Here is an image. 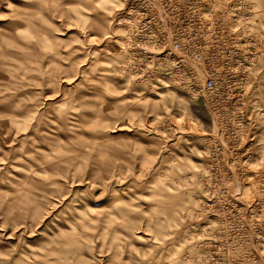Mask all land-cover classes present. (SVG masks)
I'll list each match as a JSON object with an SVG mask.
<instances>
[{
  "label": "rangeland",
  "instance_id": "rangeland-1",
  "mask_svg": "<svg viewBox=\"0 0 264 264\" xmlns=\"http://www.w3.org/2000/svg\"><path fill=\"white\" fill-rule=\"evenodd\" d=\"M129 1L0 0V64L10 62L0 77V264H264V0L237 21L253 61L237 105L243 134L222 136L253 156L219 167H209L204 140L220 118L156 64L142 71L134 25L122 48ZM100 17L98 33L89 21ZM12 37L27 58L9 54ZM53 55L63 67L54 86L33 70ZM12 102L35 109L8 125Z\"/></svg>",
  "mask_w": 264,
  "mask_h": 264
},
{
  "label": "built area",
  "instance_id": "built-area-1",
  "mask_svg": "<svg viewBox=\"0 0 264 264\" xmlns=\"http://www.w3.org/2000/svg\"><path fill=\"white\" fill-rule=\"evenodd\" d=\"M246 5L245 0H130L124 15L127 23L136 28L137 60L142 71H154L156 64L159 73L174 76L221 119L216 133L204 140L209 167L235 166L240 162L245 165L253 156L251 152L242 153L237 140L229 143L222 139L243 134V127L236 123L237 105L247 92L244 78L253 54L249 37L246 36L247 47L240 46L244 33L237 31V21L250 13L251 7ZM169 7L174 12H165L171 16L166 21L163 12ZM204 172L208 173L209 182L213 173L207 168ZM238 227L245 229V222Z\"/></svg>",
  "mask_w": 264,
  "mask_h": 264
},
{
  "label": "bare ground",
  "instance_id": "bare-ground-1",
  "mask_svg": "<svg viewBox=\"0 0 264 264\" xmlns=\"http://www.w3.org/2000/svg\"><path fill=\"white\" fill-rule=\"evenodd\" d=\"M251 2H252V9H251V11H252V13H253V15L252 16H254V2L251 0ZM116 5H118V4H116ZM237 9H241V7H238ZM106 18V17H105ZM105 18H103V17H100V18H97V19H93V20H91V21H89V24H90V26H91V28H92V30H94L95 32H103L104 31V29H105V25H106V20H105ZM119 22H121V23H124V25H125V29H124V31H125V41H124V39H123V41H122V48L124 49L125 48V45H126V51H127V43H126V39H127V37H128V29H127V27H128V25H126L127 24V20L125 19V17H121L120 19H119ZM30 23V22H29ZM34 23V22H33ZM253 23H254V17H251V18H249V20H248V22H247V29L249 30V31H251L252 30V28H253ZM36 24V23H35ZM16 25H18V24H16ZM30 27V26H29ZM28 27V28H29ZM32 27V26H31ZM22 28V27H21ZM21 28H19V29H21ZM40 29V28H39ZM26 30H30V29H26ZM36 31V30H35ZM41 31H43V30H41ZM22 32H24V29H23V31ZM30 32V31H29ZM252 32V31H251ZM40 33V32H39ZM122 33V32H121ZM121 33L118 35V39H119V43H121V37L123 36H121L120 37V35H121ZM47 34V33H46ZM31 35V34H30ZM107 35V34H106ZM0 36H2V35H0ZM7 36V35H6ZM39 36V35H38ZM45 36V35H44ZM49 37H50V35H49ZM49 37H46V39L47 38H49ZM116 37V36H115ZM38 38V37H37ZM50 39V38H49ZM55 39V38H54ZM11 40L13 41V42H15L16 44H17V46L16 47H14L15 49L14 50H12L11 52L10 51H8V52H10L9 54H11V55H13V56H15V57H20V56H22V57H26V55H25V52L23 51H21V49H24V48H22V47H20L22 44L21 43H18L17 41H16V39L14 38V37H12L11 38ZM37 40H40V39H36V41ZM48 40V39H47ZM28 41V40H27ZM26 41V42H27ZM49 41V40H48ZM116 42H117V40H115ZM54 42H56V41H54ZM59 42V41H58ZM60 42H61V40H60ZM34 43V42H33ZM41 43H43V42H41ZM7 44V43H6ZM45 44H47V43H45ZM57 44V43H56ZM55 44V45H56ZM59 44V43H58ZM26 45H27V43H26ZM30 44H28V46H29ZM43 45V44H42ZM52 45H54V44H52ZM54 45V46H55ZM19 46V47H18ZM58 47V46H57ZM31 48V47H30ZM48 48V47H47ZM51 47H49V49H50ZM6 49V48H5ZM32 49V48H31ZM30 49V50H31ZM44 49V48H43ZM9 50V49H8ZM11 50V49H10ZM27 50V49H26ZM29 50V49H28ZM33 50V49H32ZM52 50V49H51ZM50 50V51H51ZM34 51V50H33ZM59 51V50H58ZM58 51H55L56 52V54H57V52ZM29 52H31V51H29ZM37 52V51H36ZM35 52V53H36ZM45 52V51H44ZM55 52H52V53H55ZM40 53V52H39ZM60 53V52H59ZM28 54L29 53H27V56H28ZM37 54L38 53H36L35 54V56H37ZM49 54V53H48ZM51 54V53H50ZM4 55V54H3ZM32 55V58H34V56H33V54H31ZM31 55L29 56L30 58H31ZM47 55V54H46ZM55 55V54H54ZM54 55H53V57H51L47 62H48V66H46V67H48L45 71H43L42 70V72H40L39 70H40V68H33V70L35 71V73H40V74H38L41 78H43L44 80H45V78H47L48 80H49V82H52L53 83V86H54V82H53V80H52V78H51V76L52 75H54V74H52L53 72H58L57 71V68H60V69H62L60 66V62H61V60H60V62L58 63V64H56L55 62H58V61H55V58L56 57H54ZM7 56V55H6ZM48 56V55H47ZM62 56V55H61ZM10 57H12V56H10ZM9 57V58H10ZM14 57V58H15ZM28 57V58H29ZM41 56L38 54V57L37 58H39V59H37V62L38 61H40L41 60V58H40ZM50 57V56H49ZM14 58H12V59H14ZM27 58V57H26ZM30 58H29V60H30ZM8 59V58H7ZM16 59V58H15ZM36 59V58H35ZM28 60V61H29ZM32 60V59H31ZM129 60V55H128V53H127V58H126V62ZM16 61H18V60H16ZM24 61V60H23ZM12 62V61H11ZM7 63H10V62H7ZM7 63H5V62H2L1 64H0V77L1 76H3L4 75V72H5V65L7 64ZM68 63V62H67ZM66 63V65L67 66H69L68 64ZM20 64V63H19ZM29 64V63H28ZM74 64V63H73ZM11 65V64H10ZM13 65V64H12ZM27 65V64H26ZM44 65V64H43ZM65 65V66H66ZM45 66V65H44ZM150 65H147V67H149ZM22 67H23V65H22ZM66 68V67H65ZM25 69V68H24ZM64 70V69H63ZM66 70V69H65ZM11 71V70H10ZM61 71V70H60ZM6 73H8V72H6ZM11 74V73H10ZM60 74V73H59ZM34 75H36V74H34ZM24 76V75H23ZM38 76V77H39ZM7 77V76H6ZM37 77V76H36ZM40 77H39V79H40ZM56 78V77H55ZM58 78V77H57ZM20 79H22V78H20ZM37 79V78H36ZM54 79V78H53ZM27 80H29V79H27ZM31 80V79H30ZM33 80V79H32ZM35 80V79H34ZM23 81V80H22ZM21 81V84L23 83ZM37 81V80H36ZM55 81V80H54ZM58 81H59V79H58ZM163 82H162V84L165 82L166 84L164 85V86H173V85H175V82H171L170 80H162ZM18 82V81H17ZM41 82H42V80H41ZM48 82V83H49ZM27 83V82H26ZM34 83V82H33ZM38 83L39 82H37V85H38ZM30 84V83H29ZM35 84V83H34ZM40 84V83H39ZM176 84L178 85V86H180V87H182V88H184L186 91H187V88L180 82V81H176ZM24 85V84H23ZM28 85V84H27ZM31 85V84H30ZM57 85H59V84H57ZM5 86H7V85H5ZM16 86H18V85H16ZM32 86H34V85H32ZM40 86H42V85H40ZM20 87V86H19ZM13 89V88H12ZM34 89V88H33ZM41 89V88H40ZM51 90H52V87L50 88ZM1 90V89H0ZM32 90V89H31ZM36 90V89H35ZM50 90V91H51ZM55 90V89H54ZM60 90V89H59ZM18 93H20V92H18ZM34 93H35V91H34ZM58 93V92H57ZM61 93V92H60ZM159 93L160 92H154V94L156 95V96H159ZM5 94H7V92L5 93ZM22 95V94H21ZM28 96L29 95H31V94H27ZM35 95H36V93H35ZM58 95V94H57ZM191 95H193V94H191ZM26 96V95H25ZM194 96V95H193ZM23 97V96H22ZM30 97V96H29ZM25 98V97H24ZM62 99H64V98H62ZM60 100V101H57L56 102V105H58V104H63V103H65V99L64 100ZM75 99V98H74ZM9 100V99H8ZM24 100V99H23ZM77 100V99H76ZM170 100H173V97H170ZM71 101V100H70ZM74 101V100H73ZM16 102V101H15ZM23 102V104H25L26 102H24V101H22ZM77 102V101H76ZM13 103V102H12ZM19 103V102H18ZM28 103H30V102H28ZM72 103V102H71ZM86 103V102H85ZM15 104H17V103H13V104H11V106H10V108H11V112H9L7 115H5L4 116V118H6V117H10V121H8L9 123H8V125H10L11 123H12V120H13V118L12 117H16V116H18V115H20V114H23V115H26V116H28V117H30V115L28 114V113H26L25 111H27V109H29V111L30 110H32L33 109V107L35 106V104H34V106L32 107V106H28L27 104L26 105H20V106H18V104H17V106H18V108L17 109H15L14 110V108H16L15 107ZM32 104V103H31ZM70 104V103H69ZM30 105V104H29ZM54 105V104H53ZM55 105V106H56ZM64 105V104H63ZM89 104H87V106H88ZM92 105V104H91ZM141 105V104H140ZM22 106H24L25 108H24V110H22ZM60 106V105H59ZM62 106V105H61ZM72 106V105H71ZM149 108H151V109H154V108H156V104L154 103V102H152V101H150V103H148V105H147ZM41 107V106H40ZM46 107H49V106H47V104H46V106H45V108ZM53 107V106H52ZM58 107V106H57ZM77 107V106H76ZM68 108V107H67ZM70 108V107H69ZM69 108H68V110H69ZM110 108V107H109ZM34 109H35V107H34ZM36 109H37V105H36ZM39 109V108H38ZM43 110H44V108H42ZM58 109V108H57ZM61 109V108H60ZM71 109H73V107H71ZM187 109L189 110V112L191 113V111H190V109L187 107ZM64 110V109H63ZM73 110H75V109H73ZM29 111H27V112H29ZM62 111V110H61ZM25 112V113H24ZM40 112V111H39ZM57 112H58V110H57ZM65 112V111H64ZM71 112V111H70ZM72 112H74V111H72ZM41 113V112H40ZM66 113V112H65ZM68 113H69V111H68ZM69 114H71V113H69ZM83 114H84V112H83ZM86 114V113H85ZM88 114V113H87ZM40 115V114H39ZM43 115H44V113H43ZM71 116H73V115H71ZM38 118H39V116H37ZM46 117V116H45ZM77 117V116H76ZM88 117V116H87ZM71 118V117H70ZM89 118V117H88ZM88 118H87V121H88ZM23 119V118H22ZM42 119H40V121H41ZM70 120V119H69ZM90 121H91V119H89ZM22 121V120H21ZM36 121V120H35ZM72 121H73V119H72ZM90 121H88V123L90 122ZM37 122H38V120H37ZM36 122V123H37ZM61 122V121H60ZM78 122V121H77ZM86 124H87V122H85ZM39 124V123H38ZM55 124V123H54ZM3 125H5V123L3 124ZM40 125V124H39ZM70 125H71V123H70ZM76 125V124H75ZM73 126V125H72ZM83 126H85V125H83ZM34 127V126H33ZM37 127V126H36ZM77 127V126H76ZM80 127V126H79ZM26 128V127H25ZM28 128V127H27ZM32 128V127H31ZM38 128H39V126H38ZM85 128H87V127H85ZM21 129V128H20ZM79 129H81V128H79ZM43 130H45V129H43ZM23 131H25V130H23ZM42 132V131H41ZM48 132H50V131H48ZM77 132V131H76ZM78 132H80V131H78ZM30 133V132H29ZM35 135V134H34ZM33 135V136H34ZM95 135V134H94ZM30 136V135H29ZM32 136V135H31ZM60 138V137H59ZM70 138H72L71 136H70ZM81 138L83 139L84 137H82L81 136ZM35 139V138H34ZM72 139H74V138H72ZM93 139H94V137H93ZM97 139V138H96ZM36 140V139H35ZM91 140V139H90ZM89 140V141H90ZM37 141V140H36ZM84 141H86L85 140V138H84ZM96 141V140H95ZM38 142V141H37ZM93 142V141H92ZM97 142V141H96ZM99 142V141H98ZM69 143V142H68ZM94 143V142H93ZM101 144V143H100ZM36 146V145H35ZM72 146V145H71ZM103 146H104V144H103ZM33 147V146H32ZM36 147H38L39 148V146H36ZM56 147V146H55ZM60 147V146H59ZM63 147H65V145L63 146ZM101 147V146H100ZM34 148V147H33ZM58 148V147H57ZM36 149V148H35ZM41 149V148H40ZM59 149V148H58ZM101 149H102V147H101ZM43 150V149H42ZM46 150V149H45ZM53 150V149H52ZM100 151V150H99ZM102 151V150H101ZM61 152V151H60ZM204 152H205V150H204ZM35 153H37L36 151H35ZM78 153V152H77ZM97 153H99V152H97ZM28 154V153H27ZM40 154V153H39ZM38 154V155H39ZM65 154V153H64ZM75 154V153H74ZM35 155H37V154H35ZM55 155V154H54ZM71 155V154H70ZM43 156H45V155H43ZM59 156H61V153H60V155ZM30 157V156H29ZM35 157V156H34ZM53 157V156H52ZM57 157V156H56ZM66 157V156H65ZM28 158V157H27ZM37 158H38V156H37ZM44 158V157H43ZM58 158V157H57ZM61 158H63V157H61ZM40 160V159H39ZM57 161V160H56ZM29 162H31V161H29ZM53 162V161H52ZM33 163V162H32ZM39 163H40V161H39ZM43 163V162H42ZM49 163H51V162H49ZM27 164V163H26ZM31 164V163H30ZM34 164V163H33ZM37 164V163H36ZM44 164V163H43ZM35 165V164H34ZM38 165V164H37ZM25 166H28V164L27 165H25ZM43 166H45V164L44 165H42V167ZM57 166V165H56ZM55 166V167H56ZM34 167V166H33ZM61 167V166H60ZM35 168V167H34ZM40 168H41V165H40ZM27 169V168H26ZM63 169V168H62ZM35 169H33V171H30V172H28V174L29 175H32V173H35V171H34ZM205 170V169H204ZM27 171V170H26ZM39 172V171H38ZM38 172H37V174H38ZM36 174V173H35ZM41 175H43L42 173H41ZM40 175V176H41ZM44 175H47V174H44ZM50 174H48V176H49ZM27 179V178H26ZM46 179V178H45ZM33 187V186H32ZM39 191H40V189H38ZM42 191V190H41Z\"/></svg>",
  "mask_w": 264,
  "mask_h": 264
}]
</instances>
